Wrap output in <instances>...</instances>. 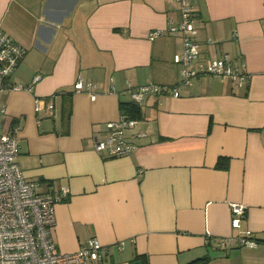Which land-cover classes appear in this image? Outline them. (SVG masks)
Listing matches in <instances>:
<instances>
[{
	"label": "crops",
	"instance_id": "obj_1",
	"mask_svg": "<svg viewBox=\"0 0 264 264\" xmlns=\"http://www.w3.org/2000/svg\"><path fill=\"white\" fill-rule=\"evenodd\" d=\"M188 2L198 59L228 55L249 82L199 74L178 96H148L129 131L141 133L134 150L108 157L94 151L93 136L104 137V123L131 102L129 87L180 80L181 34L168 30L179 5L0 0V30L25 49L7 83L32 85L0 94V132L16 128V160L37 192L67 188L49 229L60 252L95 238L107 254L93 264H186L205 255L206 264H264V0ZM154 29L164 34L149 39ZM78 77L95 85L94 100L75 91ZM233 202L245 206L237 227ZM247 230L256 246L220 245Z\"/></svg>",
	"mask_w": 264,
	"mask_h": 264
},
{
	"label": "built area",
	"instance_id": "obj_2",
	"mask_svg": "<svg viewBox=\"0 0 264 264\" xmlns=\"http://www.w3.org/2000/svg\"><path fill=\"white\" fill-rule=\"evenodd\" d=\"M180 8V20L170 24L168 30L179 32L182 39L181 53L175 57L180 64V80L177 84H144L129 87L130 99L140 104L148 96L170 93L179 95V87L187 85L193 76L207 74L221 79H231L239 84H247L250 75L233 64L228 55L207 57L199 60V46L195 40L197 28L195 17L188 0H170ZM163 29L148 32V38L154 39L163 35ZM25 49L0 30V94L5 89L32 91L31 84L13 83L8 85V77L14 72ZM39 79L33 78V83ZM76 92H87L92 100L96 94L91 82H83L78 77L75 82ZM113 90V85L111 84ZM50 111L54 104L48 103ZM35 109H39V99L35 98ZM4 112V110H2ZM137 120L120 114L118 118L104 123L106 135L102 138L93 136V149L97 154L108 157L129 155L135 148L134 136L140 132L129 133L136 127ZM16 128L0 133V264H93L103 261L107 246L97 239L90 238L72 253L60 252L50 235L54 224V206L66 198L67 188L56 191L37 192L36 183L25 179L16 160L18 143ZM231 225L238 226L239 219L245 214V206L230 203ZM238 243L245 246H256L258 241L249 230L240 236H225L220 245ZM123 242L118 244L121 248Z\"/></svg>",
	"mask_w": 264,
	"mask_h": 264
},
{
	"label": "trees",
	"instance_id": "obj_3",
	"mask_svg": "<svg viewBox=\"0 0 264 264\" xmlns=\"http://www.w3.org/2000/svg\"><path fill=\"white\" fill-rule=\"evenodd\" d=\"M120 113L123 115H126L131 118H136L138 116L139 108L138 104L134 102H126V103H120ZM209 261V257L207 255L196 258L191 260L190 262L186 264H206Z\"/></svg>",
	"mask_w": 264,
	"mask_h": 264
},
{
	"label": "water",
	"instance_id": "obj_4",
	"mask_svg": "<svg viewBox=\"0 0 264 264\" xmlns=\"http://www.w3.org/2000/svg\"><path fill=\"white\" fill-rule=\"evenodd\" d=\"M131 264H141V262L139 260H135Z\"/></svg>",
	"mask_w": 264,
	"mask_h": 264
},
{
	"label": "rangeland",
	"instance_id": "obj_5",
	"mask_svg": "<svg viewBox=\"0 0 264 264\" xmlns=\"http://www.w3.org/2000/svg\"><path fill=\"white\" fill-rule=\"evenodd\" d=\"M1 133V132H0Z\"/></svg>",
	"mask_w": 264,
	"mask_h": 264
}]
</instances>
